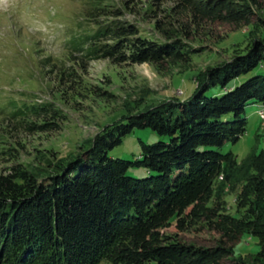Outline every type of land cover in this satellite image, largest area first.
I'll use <instances>...</instances> for the list:
<instances>
[{"label": "trees", "instance_id": "16d2710c", "mask_svg": "<svg viewBox=\"0 0 264 264\" xmlns=\"http://www.w3.org/2000/svg\"><path fill=\"white\" fill-rule=\"evenodd\" d=\"M175 1L173 12L183 11L190 20L183 23L185 28L203 21L249 23L252 4L258 3ZM95 9H87L90 20L101 16V7ZM113 15L112 23L98 22L92 33L72 37V49L88 58L109 57L118 64L161 65L164 60L186 59L184 43L175 37L174 29L156 20L165 38L153 39L139 35L134 23L120 21L119 9ZM263 61L264 41H258L226 67L198 73V84L188 99L104 125L82 154L55 164L42 179L44 167L31 170L14 162L0 169V264H99L103 260L109 264H264V146L241 159L233 151L219 149L245 132V106L264 104V73L235 85L227 82ZM65 73L57 74L60 82L67 78ZM217 84L222 91L205 93ZM50 106L23 102L12 114L31 108L51 110L48 114L53 117L57 110ZM48 118L30 121L29 129H52L57 123ZM145 126L167 138L151 143L140 140V156L134 160L109 155L108 150L134 127ZM131 165H142L152 173L131 176L127 173ZM236 168L245 173L239 191L245 210L240 216L209 205L215 177L222 174L229 180ZM173 221L178 230L205 223L220 237L209 246L180 241L163 231ZM246 233L257 236L260 246L251 260L232 256L235 243Z\"/></svg>", "mask_w": 264, "mask_h": 264}, {"label": "rangeland", "instance_id": "374dc122", "mask_svg": "<svg viewBox=\"0 0 264 264\" xmlns=\"http://www.w3.org/2000/svg\"><path fill=\"white\" fill-rule=\"evenodd\" d=\"M175 2L0 0V169L14 162L31 170L44 167L39 175L42 179L55 164L82 154L104 125L169 101L188 99L198 84V73L224 68L256 42L264 41V0L252 4L254 13L249 23L203 21L186 28L183 23L190 20L183 11L173 12ZM89 7H96L95 11L101 7V16L96 14L90 20L86 14ZM118 9L120 21L134 23L139 35L163 40L156 20L174 29L175 37L184 43L186 59L164 60L161 65L146 61L118 64L109 57L88 58L83 51L72 49V37L92 33L98 22L112 23ZM62 70L68 76L60 82L57 74ZM255 73H264V61L230 79L227 85L238 84ZM222 90L217 84L205 93ZM23 102L51 103L50 108L57 113L50 117L51 110L34 112L27 108L12 114ZM262 106L261 102L245 106V132L237 140L225 142L219 148L222 152L233 151L241 159L264 146V117L257 114L264 113ZM44 114L56 121L55 127L29 129L30 121L41 122ZM166 138L148 126L134 127L108 153L134 160L140 156V140L151 143ZM127 173L144 177L152 172L142 165H131ZM232 175L229 180L222 174L215 177L209 205L240 216L245 210L239 202L245 173L236 168ZM163 231L180 241L202 246L213 245L220 237L205 223L178 230L173 221ZM259 249L257 236L246 233L235 243L232 256L251 260ZM99 264L109 263L103 260Z\"/></svg>", "mask_w": 264, "mask_h": 264}, {"label": "built area", "instance_id": "2783aa9c", "mask_svg": "<svg viewBox=\"0 0 264 264\" xmlns=\"http://www.w3.org/2000/svg\"><path fill=\"white\" fill-rule=\"evenodd\" d=\"M259 115H262V116H263V115H264V113H259Z\"/></svg>", "mask_w": 264, "mask_h": 264}, {"label": "bare ground", "instance_id": "6f19581e", "mask_svg": "<svg viewBox=\"0 0 264 264\" xmlns=\"http://www.w3.org/2000/svg\"><path fill=\"white\" fill-rule=\"evenodd\" d=\"M260 116H262V115H260ZM263 117H264V115H263Z\"/></svg>", "mask_w": 264, "mask_h": 264}]
</instances>
